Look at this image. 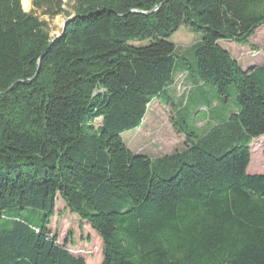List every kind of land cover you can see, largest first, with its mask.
<instances>
[{
    "label": "trees",
    "instance_id": "obj_1",
    "mask_svg": "<svg viewBox=\"0 0 264 264\" xmlns=\"http://www.w3.org/2000/svg\"><path fill=\"white\" fill-rule=\"evenodd\" d=\"M32 4L76 16L55 39L22 0H0V264H87L52 236L58 195L103 239L101 264H264V174L248 172L264 64L244 69L220 44H250L264 0ZM184 24L202 40L180 72L223 99L235 86L238 108L203 134L176 117L185 149L151 159L123 133L154 99L174 102Z\"/></svg>",
    "mask_w": 264,
    "mask_h": 264
},
{
    "label": "rangeland",
    "instance_id": "obj_2",
    "mask_svg": "<svg viewBox=\"0 0 264 264\" xmlns=\"http://www.w3.org/2000/svg\"><path fill=\"white\" fill-rule=\"evenodd\" d=\"M64 1L65 11L72 14L75 0ZM24 10L34 12L42 21L47 22L51 36L62 32V25L66 17H69L66 13L51 17L43 14V10L35 8L33 4ZM201 40L202 34L193 31L185 24L171 37L170 41L176 45V53L179 57L174 80L169 86L174 102L167 104L161 98L154 99L149 105L142 124L136 129L123 133L126 144L136 154L157 159L185 149L186 136L178 133L174 127L173 121L176 117L184 118L199 134H203L215 125L226 121L238 108L235 86L230 89V97L223 99L218 96L214 86L203 87L201 82L187 79L185 78L187 73L180 72L183 69L181 67L183 59L194 62V46ZM134 44L146 45L148 42H134ZM220 44L231 52L244 69L264 64V26L250 38V44L241 45L233 40H223ZM101 124L102 118H98L95 121V127ZM251 148L252 160L248 172L264 174V135L254 139ZM260 167L263 169L260 170ZM50 228L52 236H58L59 244H66L71 253L78 257H85L87 264L102 263L103 239L88 222L70 211L60 195L57 197L56 215Z\"/></svg>",
    "mask_w": 264,
    "mask_h": 264
},
{
    "label": "water",
    "instance_id": "obj_3",
    "mask_svg": "<svg viewBox=\"0 0 264 264\" xmlns=\"http://www.w3.org/2000/svg\"><path fill=\"white\" fill-rule=\"evenodd\" d=\"M160 6H158L156 9H158ZM155 9V10H156ZM75 14H72L71 16H69V17H66V19H65V21H64V23H63V25H62V32L61 33H59V34H57L56 36H55V39H58V38H60L61 36H62V34L66 31V28H67V26H68V24L71 22V20L72 19H74L75 18Z\"/></svg>",
    "mask_w": 264,
    "mask_h": 264
},
{
    "label": "bare ground",
    "instance_id": "obj_4",
    "mask_svg": "<svg viewBox=\"0 0 264 264\" xmlns=\"http://www.w3.org/2000/svg\"><path fill=\"white\" fill-rule=\"evenodd\" d=\"M22 4H23L25 9H28L32 5V0H22Z\"/></svg>",
    "mask_w": 264,
    "mask_h": 264
},
{
    "label": "crops",
    "instance_id": "obj_5",
    "mask_svg": "<svg viewBox=\"0 0 264 264\" xmlns=\"http://www.w3.org/2000/svg\"><path fill=\"white\" fill-rule=\"evenodd\" d=\"M183 73V72H182ZM252 174V173H251Z\"/></svg>",
    "mask_w": 264,
    "mask_h": 264
}]
</instances>
